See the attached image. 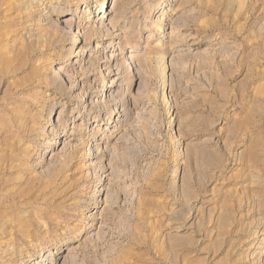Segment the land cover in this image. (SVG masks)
Wrapping results in <instances>:
<instances>
[{
	"label": "rangeland",
	"instance_id": "obj_1",
	"mask_svg": "<svg viewBox=\"0 0 264 264\" xmlns=\"http://www.w3.org/2000/svg\"><path fill=\"white\" fill-rule=\"evenodd\" d=\"M103 1L0 0V264H264V0Z\"/></svg>",
	"mask_w": 264,
	"mask_h": 264
},
{
	"label": "bare ground",
	"instance_id": "obj_2",
	"mask_svg": "<svg viewBox=\"0 0 264 264\" xmlns=\"http://www.w3.org/2000/svg\"><path fill=\"white\" fill-rule=\"evenodd\" d=\"M104 5H105V3H104V1L102 0V2H101V9H100V12H105V10L103 9ZM56 13H58V12H56ZM8 251H9V250H8ZM21 264H24V262H21Z\"/></svg>",
	"mask_w": 264,
	"mask_h": 264
}]
</instances>
